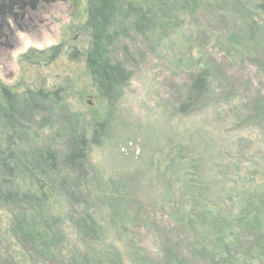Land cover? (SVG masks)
<instances>
[{
	"label": "rangeland",
	"instance_id": "rangeland-1",
	"mask_svg": "<svg viewBox=\"0 0 264 264\" xmlns=\"http://www.w3.org/2000/svg\"><path fill=\"white\" fill-rule=\"evenodd\" d=\"M88 1L70 0L66 8L60 5L40 13L36 37L21 33L17 47L3 52L0 87L7 89L10 98L40 93L56 94L60 100L56 107L37 99H31L30 108L23 106L27 117L23 126L29 135L16 133L12 150L47 146L61 156L67 152L68 137L84 135L87 173H75L70 180L71 189L77 187L82 196L90 197L87 207L92 208V202L109 207L111 192L128 193L145 204L147 218L183 210L212 225L210 214L216 204L212 194L219 188L211 187L215 177L209 168L215 164L218 180L223 176L235 183L249 180L253 165H264V4L218 0L219 6L192 16L174 13L178 21L159 45L135 35L120 40L110 56L130 77L121 98L107 104L85 64L91 47ZM249 25H254L253 34ZM204 67L210 68L209 93L182 114L179 108L192 77ZM3 96L0 92V105L5 102ZM5 132L0 126L3 150L8 142ZM203 169L206 177L200 175ZM162 195L167 200L164 206L159 202ZM7 221L0 205L2 258L16 264H61L57 255L35 262L26 258L3 237ZM104 223L110 231L104 242L112 244L126 260L124 264L134 256L135 246L140 248L139 256L148 260L146 264H167V243L159 223L128 220L125 236L119 224L110 219ZM66 232L65 248L73 242L90 244L94 238L84 231ZM225 232L221 239L227 238ZM93 242L101 244L103 236ZM181 245L189 249L188 242Z\"/></svg>",
	"mask_w": 264,
	"mask_h": 264
},
{
	"label": "trees",
	"instance_id": "trees-1",
	"mask_svg": "<svg viewBox=\"0 0 264 264\" xmlns=\"http://www.w3.org/2000/svg\"><path fill=\"white\" fill-rule=\"evenodd\" d=\"M260 1L264 4V0ZM219 3L218 0H89L87 28L91 47L85 64L100 99L107 104L118 101L130 77L123 65L112 61L111 50L116 43L135 35L159 45L166 39L168 29L178 21L174 13L192 16ZM251 25L249 33L253 34L254 25ZM209 76V67L197 69L179 108L182 114L209 93ZM4 97L5 102L0 105V126L6 131L8 142L5 150L0 149V205L8 221L3 237L19 247L26 258L35 262L57 255L61 264L127 263L112 244L104 242L110 238L104 222L110 219L123 227L122 236L127 235L125 223L128 220L151 221L156 226L159 223L160 234L167 243V264H264V165H253L257 168L253 167L255 171L249 174L250 179L235 183L223 176L218 180L215 164L209 168L215 175L213 180L210 176L211 187L219 191L212 194L216 204L210 214L212 225L206 222L208 227L202 219H193L189 217L191 213L183 210L168 211L167 216L161 214L158 219L156 215L147 218L149 213L143 210L145 204L128 193L111 192L107 197L109 207L92 202L90 208L87 207L90 197L82 196L77 187L71 189L70 180L75 173L84 170L87 173L88 142L84 135L68 137L67 152L61 156L47 146L22 152L10 146L14 145L11 140L16 133L29 135L23 126L27 124L23 106L30 108L31 99H37L56 107L60 102L56 94L11 98L5 94ZM261 109L264 113V106ZM200 175L206 177L205 169ZM159 202L167 203L166 196L162 195ZM67 229L84 231L94 238L90 239V244L73 242L65 248ZM225 231L229 234L221 239L220 234L226 235ZM101 235L104 243L94 244L93 240ZM183 241L188 242L189 249L183 248ZM132 249L134 256L128 258V263L146 264L148 260L139 256L140 248ZM12 261L0 256V264H16Z\"/></svg>",
	"mask_w": 264,
	"mask_h": 264
},
{
	"label": "flooded vegetation",
	"instance_id": "flooded-vegetation-1",
	"mask_svg": "<svg viewBox=\"0 0 264 264\" xmlns=\"http://www.w3.org/2000/svg\"><path fill=\"white\" fill-rule=\"evenodd\" d=\"M67 3L70 4V0H0V61L3 52L17 47L18 35L25 33L32 34V38L36 37L34 32L38 33L40 13L48 9H60V5L65 7ZM5 90L0 87L2 96L7 94Z\"/></svg>",
	"mask_w": 264,
	"mask_h": 264
}]
</instances>
